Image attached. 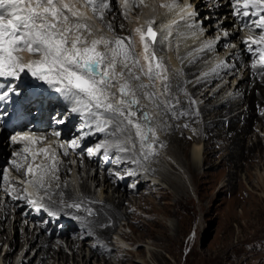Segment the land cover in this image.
<instances>
[{
  "label": "bare ground",
  "instance_id": "1",
  "mask_svg": "<svg viewBox=\"0 0 264 264\" xmlns=\"http://www.w3.org/2000/svg\"><path fill=\"white\" fill-rule=\"evenodd\" d=\"M142 1L146 5L149 3V0ZM196 1L201 5L199 10L194 8ZM133 3L136 0H127V6L124 0L114 1L103 10V18L99 10H93L103 28L90 18L92 15L87 11L89 6L85 0H77L75 7L83 13L82 22L92 29L89 40L100 36L110 40L130 38L134 57L142 65L147 62L136 29L146 32L149 22H154L156 41L151 42L147 36L145 40L149 44V54L158 53L167 80L156 79L153 88L152 82L146 76L142 77V82L149 85L143 91L157 93L155 103L143 98L139 91L137 96L140 94V105L152 117L150 126L155 136L149 133L141 149L134 129L133 141L125 143L127 132L113 135V127L97 131L95 120H86L87 114L79 113H76V128L71 124L68 132L60 131L58 135L45 129V141L35 146L25 143L18 147L12 140L14 135L2 129L0 135L4 144L0 142V159L4 155L5 162L0 160V254L1 248L7 247L0 255V264H68L65 247L72 251L75 264L155 262L160 260V254L154 246L164 248L162 240L168 238L176 241L189 221L180 209L187 190L180 175L171 172L169 167L183 174L186 172L195 191L200 193L202 188L213 187L220 175V172L198 173L201 162L212 161V155L232 144L240 150L242 158L249 161L262 159L264 166V151L261 141L256 138L257 135L264 138V119L261 118L264 114V61L260 58L243 63L234 71L236 62L250 52L252 46L264 48V43H252L264 34V29L253 22L263 13L251 6L247 9L248 16L242 15L243 8L237 13L235 0H159L161 5L174 7L158 4L157 14L151 9L144 10L143 14L141 9L133 11ZM253 11L258 15L252 16ZM155 14L157 19L152 21L150 18ZM237 31L240 37L235 36ZM22 56L25 61L32 57L26 52ZM257 69L258 72L253 74ZM258 79L261 80L260 87ZM31 82H35L41 91H48V96L36 99L29 96L24 104L56 101L59 92L54 87L38 82L28 74L22 73L21 80L15 85L24 91L22 95H27L25 86ZM165 83L169 85L167 90L163 87ZM201 93L202 98L198 101L196 98ZM207 96L212 98L202 102ZM255 108L260 111L258 117L253 115ZM228 109L235 113L224 119L219 127L227 135L221 145L214 136L212 125L225 118L223 115ZM140 115L138 112L137 116ZM256 119L259 122L255 123V131L249 136L247 132ZM184 126L190 129L191 136L185 135L181 129ZM201 136L207 137L208 145L212 147L210 153L205 154L198 139ZM96 137L97 144L89 146L92 149L89 153L84 147L88 143L85 144L86 139L90 141ZM149 142H153L151 149L147 146ZM98 144L105 147L97 149ZM117 144L126 150L119 151ZM111 160L116 162L111 164ZM5 163L7 167H3ZM105 164L113 165L117 171L123 169V175L116 174L117 182L112 180L111 170L101 175L100 168ZM232 164L231 154L224 151L217 164L223 170L229 166L224 172L227 188L222 192L231 190L233 179L237 181L236 169L230 170ZM126 179H130L128 187L124 185ZM37 181H41L43 187ZM165 184L168 190L163 189ZM259 185L264 187V181ZM29 199L35 203L29 204ZM11 205L18 214L10 212ZM207 212L204 210V214ZM156 214L174 216L172 234L168 236ZM39 216L49 221L52 218V224H41ZM56 222L62 224V228H57ZM30 223H34L31 230ZM155 232L158 239L153 237Z\"/></svg>",
  "mask_w": 264,
  "mask_h": 264
},
{
  "label": "snow or ice",
  "instance_id": "2",
  "mask_svg": "<svg viewBox=\"0 0 264 264\" xmlns=\"http://www.w3.org/2000/svg\"><path fill=\"white\" fill-rule=\"evenodd\" d=\"M76 2L0 0V76L20 78V73L31 74L61 93L73 105V112L82 116L87 114L86 120H95L97 131L103 132L113 127V135L127 132L123 142L129 143L133 141L134 129V135L139 138L143 149L148 134L155 136V132L150 126L152 117L143 110L137 92L153 103L158 97L156 92L143 91L149 85L142 82V77L146 76L153 88L156 79L167 80L162 61L157 59L154 51L149 54V44L145 40L147 35L155 43L157 34L152 28L154 22H149L146 33L136 29L147 62L142 65L134 57L130 38L110 40L100 36L89 40L88 37L93 35L92 29L82 22L83 13L75 7ZM124 2L127 6V0ZM85 3L91 5L94 11L99 10L101 18L103 10L109 8L106 0H85ZM249 6L264 13V0H235L237 13L243 8L245 11L242 15L248 16ZM161 7L172 8L174 5ZM251 15L257 16L258 12L253 11ZM255 23L256 27L264 29V15H259ZM108 28L111 31V25ZM252 43H264V34L258 40H252ZM259 51L262 53L261 61H264V48ZM24 52L38 59L25 61L21 55ZM120 80L124 82L120 83ZM163 87L167 90L169 85L165 83ZM6 95L4 93L0 99ZM138 112L141 114L139 117ZM32 139L27 135L12 137L14 143ZM96 147L100 149L105 145L98 144ZM116 147L119 151L126 150L119 144ZM148 148L151 149L150 144ZM88 151L91 153L92 149ZM144 158L147 159V156ZM29 172H32L31 167ZM37 183L43 187L41 181ZM28 203L35 201L29 199Z\"/></svg>",
  "mask_w": 264,
  "mask_h": 264
},
{
  "label": "rangeland",
  "instance_id": "3",
  "mask_svg": "<svg viewBox=\"0 0 264 264\" xmlns=\"http://www.w3.org/2000/svg\"><path fill=\"white\" fill-rule=\"evenodd\" d=\"M106 1L109 4H114V1L117 0ZM88 6L89 7L87 8V11L90 13V15H92L90 18L92 17L91 19L94 20V22L97 21V16L94 12H92L93 7L91 5ZM142 7H144L142 3H133L132 10L134 11L135 9H141ZM199 7H201V5H199L196 1L194 8L199 10ZM198 14L200 15L202 13L198 11ZM262 15H264V13ZM257 21L258 17H255L253 22ZM98 25L100 28H103L101 22H98ZM253 25L254 23L252 26ZM244 27H246V25ZM212 31H214V29L211 31L209 30L208 33H211ZM108 33L112 34L109 31ZM239 34L240 33L237 31L235 36L240 37ZM259 49L260 47L252 46L251 51L247 52L242 57L243 59L241 58L238 60V63L236 62L234 71H236L238 65L259 61L261 58ZM155 55L158 59V53L155 52ZM32 59H38V57L32 56ZM257 72L258 69L255 70L253 74ZM228 77L230 78V75ZM34 79L36 80L35 77ZM259 80L260 79H258L257 84L260 87L261 82H259ZM37 81L44 83V81L38 79ZM208 87L210 86H207V88ZM201 96L202 93L198 95L196 99L200 101L202 98ZM139 97H141L140 94ZM211 98L212 97L208 98V96L204 97L202 102H207ZM262 105H264V103H262ZM258 110L259 109L255 108V112L253 113L255 117H258L260 114V111ZM234 113V110L228 109L225 112V115H223L225 118L218 120L219 123L215 122L212 125V127L215 128L214 136L221 145H223L227 135L225 134V131L221 130L219 127L222 125V122H225L224 119L230 115H233ZM261 118L264 119V114L261 116ZM256 122L259 121L256 119L254 123H252V127L249 132H247L249 136L254 133ZM181 129L185 132V135L191 136L190 129L188 127L184 126ZM157 133L159 134L160 131ZM256 138L261 141V148L262 151H264V144H262V142H264V138H262L260 135H257ZM198 139L200 140L202 147L205 149V154L210 153L212 151V147L208 145L207 137L201 136ZM2 140L3 138L0 139V142L4 144V141ZM94 141L95 140L92 142ZM92 142H90L88 145L87 150L90 149L89 146L92 144ZM149 144L151 147L153 146V142L147 143V146ZM224 151L225 154H227V152L231 154V159L234 163V165H231L233 167H230V170L236 169L237 172V181L235 179L232 180V188L228 192L222 191L227 188V185H225L227 176L224 172L229 170V166L223 170V168L221 169V167L217 165L221 161ZM224 151L212 155V161L201 162L198 173H202L203 171L212 174L220 172V175L213 187L202 188L200 193L195 191L193 187L194 185L186 172L183 174L179 170H175L168 166V169L171 172H175L176 175H180L179 179L187 190V192H185V198L182 199L180 209L182 210L183 214H186V217L189 221L184 227L182 234L176 241L168 238L166 240H162L164 248L154 246V249L160 254V260L159 258L155 262L150 260L148 264H264V187L259 185L260 182L264 181V166L262 164L263 160H245L239 154L240 150L235 148L233 144L232 147L230 145ZM0 160L5 162L4 155ZM112 162L115 163L116 161L111 160L110 163L112 164ZM4 165L6 166L3 167H7L6 163ZM109 170L113 172L112 180L117 182L118 177L116 174L118 172V174L121 175L123 173V169L121 171H117L113 165L105 164V167L100 168L101 175L105 171ZM0 174H2V170ZM129 182L130 179H126L124 185L128 187L130 184ZM163 187H165L163 188L164 190H168L166 184ZM201 195H203V197H201ZM153 202H157V200L153 199ZM159 202L161 203V200ZM201 207L206 211L208 210V212L204 214V210H202ZM169 208L171 211L174 209L172 206ZM121 210L123 211V208H121ZM10 212L14 215L18 214L16 213L15 207L13 208L12 205L10 207ZM156 215L155 216L165 226V232L168 234V236L172 234V227L175 223L174 216H165L162 214ZM51 217L53 218L54 216L52 215ZM44 218L45 217L43 216H39L38 221L41 222V224H52V218L51 221L48 219L45 220ZM55 224L57 225V228H62V224H59L58 222ZM33 225L34 223L28 224L30 230L32 229ZM153 237L158 239L159 235L155 232ZM78 243L80 245L81 240H79ZM63 245L65 246L64 243ZM6 247L7 245H5L3 248L5 249ZM3 248H1L0 255H2ZM65 254L68 256V264H75V262L72 260V251L67 247H65ZM162 261H165V263ZM57 264L60 263L57 262ZM95 264L97 263L95 262Z\"/></svg>",
  "mask_w": 264,
  "mask_h": 264
},
{
  "label": "water",
  "instance_id": "4",
  "mask_svg": "<svg viewBox=\"0 0 264 264\" xmlns=\"http://www.w3.org/2000/svg\"><path fill=\"white\" fill-rule=\"evenodd\" d=\"M147 28H148V27H147ZM147 28H146V32H147ZM153 30H154V29H153ZM154 31H155V30H154ZM146 32H145V33H146ZM155 32H156V31H155ZM156 34H157V33H156ZM146 36H147V35H146ZM147 37H148V36H147ZM148 39L151 41V39H150L149 37H148ZM151 42H152V41H151Z\"/></svg>",
  "mask_w": 264,
  "mask_h": 264
}]
</instances>
